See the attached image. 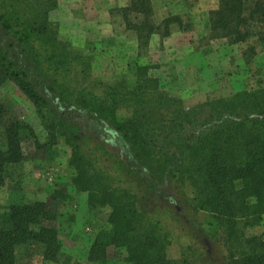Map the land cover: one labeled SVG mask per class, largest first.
<instances>
[{
    "label": "trees",
    "instance_id": "obj_1",
    "mask_svg": "<svg viewBox=\"0 0 264 264\" xmlns=\"http://www.w3.org/2000/svg\"><path fill=\"white\" fill-rule=\"evenodd\" d=\"M55 6L56 0H0V85L15 84L48 133L65 138L72 182L88 193V205L110 207L109 228L95 234L88 260L104 262L115 247L125 249L129 264H197L188 246L179 258L168 255L172 235L153 214L150 202L157 200L200 242L206 264L216 243L222 264H264V229L248 232L264 217V88L187 107L160 89L146 66L137 67L131 88L120 81L103 85L101 93L75 87L74 77L89 71L81 65L85 57L58 38L49 17ZM126 10L141 15L132 25L138 41L157 31L151 0H129ZM173 22L181 24L177 17L162 20L166 34ZM208 24L212 37L232 44L251 36L264 42V0H218ZM120 108L129 112L125 119L117 115ZM7 114L0 105V116ZM10 116L1 122L6 148L0 152V179L5 163L23 158L24 125ZM100 150L139 192L94 166L92 156ZM204 212L209 227L198 219ZM8 217L10 226L0 228V264H18L16 248L32 242L43 245L45 260L57 261L58 231L43 224L56 216L45 202L11 204Z\"/></svg>",
    "mask_w": 264,
    "mask_h": 264
},
{
    "label": "rangeland",
    "instance_id": "obj_2",
    "mask_svg": "<svg viewBox=\"0 0 264 264\" xmlns=\"http://www.w3.org/2000/svg\"><path fill=\"white\" fill-rule=\"evenodd\" d=\"M128 6L129 0H56L49 17L58 30V38L85 57L81 65L89 71L86 76L74 77L75 87L101 93L103 85L120 81L131 88L137 67L146 66L159 88L180 98L187 107L240 90L264 88V42L251 36L245 42L232 44L225 38L212 37L208 12L217 8L218 0H151L152 24L157 31L141 41L132 28L141 15L126 10ZM166 17H177L181 23H171L168 34L162 24ZM0 105L8 112L0 116V152L6 148L1 122L11 115L24 125L20 130L23 158L5 163L2 170L0 228L10 226L11 204L43 201L56 216L43 224L55 227L61 242L55 262L45 260L43 245L32 242L16 248L17 263L129 264L125 249L115 247L108 248L104 262L88 260L95 234L109 228L111 209L90 207L88 193L73 184L75 170L69 164L71 149L65 138L48 133L32 102L10 81L0 85ZM117 115L125 119L129 112L120 108ZM91 145L87 146L93 148ZM92 157L97 169L106 170L118 184L139 192L112 158L106 159L101 150ZM151 204L155 205L153 214L162 218L172 235L168 255L179 258L188 246L192 261L208 263L200 242L183 222L174 218L172 208L157 200ZM197 216L204 226L211 222L205 212ZM263 229L264 217L260 225L248 228V232L259 233ZM209 250L211 264H222V246L216 243Z\"/></svg>",
    "mask_w": 264,
    "mask_h": 264
}]
</instances>
